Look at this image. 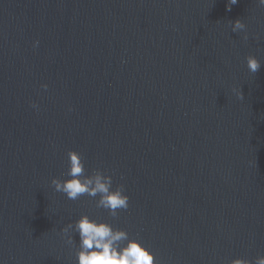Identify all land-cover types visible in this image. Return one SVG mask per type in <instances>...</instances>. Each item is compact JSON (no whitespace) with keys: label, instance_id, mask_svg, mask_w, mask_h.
I'll return each instance as SVG.
<instances>
[{"label":"water","instance_id":"obj_1","mask_svg":"<svg viewBox=\"0 0 264 264\" xmlns=\"http://www.w3.org/2000/svg\"><path fill=\"white\" fill-rule=\"evenodd\" d=\"M227 2L0 0V264H76L83 214L158 264L264 256V6ZM70 150L127 210L54 190Z\"/></svg>","mask_w":264,"mask_h":264},{"label":"clouds","instance_id":"obj_2","mask_svg":"<svg viewBox=\"0 0 264 264\" xmlns=\"http://www.w3.org/2000/svg\"><path fill=\"white\" fill-rule=\"evenodd\" d=\"M238 0H228L226 10L230 11L232 5ZM260 6H264V0H258ZM232 23V31L239 32L245 29V24L237 19ZM246 38V37H245ZM39 41L33 43L37 47ZM248 70L255 74L261 67L260 61L255 56L247 58ZM41 87L47 90L48 85ZM241 98H243L241 92ZM32 108L39 110L35 103ZM72 109L69 108V111ZM68 170L66 179L54 178L51 185L54 190L66 195L67 199L76 201L81 196L95 199L96 207L106 210L113 218L119 215L121 210L129 208V196L126 194L124 184L113 185L112 175L106 174L100 169L86 172L85 161L81 153L70 150L67 153ZM61 231L67 236V243H76V264H158L155 253L141 239L130 237L128 231L114 228L111 223L90 218L83 214L75 222L68 223ZM73 233L79 237V242L74 240ZM231 264H253L252 261L236 258ZM254 264H264V256H258Z\"/></svg>","mask_w":264,"mask_h":264}]
</instances>
